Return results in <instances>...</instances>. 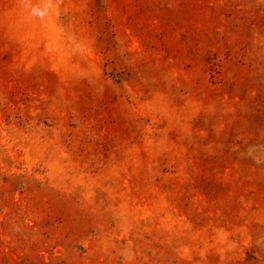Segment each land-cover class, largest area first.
Segmentation results:
<instances>
[{
	"label": "rangeland",
	"instance_id": "374dc122",
	"mask_svg": "<svg viewBox=\"0 0 264 264\" xmlns=\"http://www.w3.org/2000/svg\"><path fill=\"white\" fill-rule=\"evenodd\" d=\"M0 264H264V0H0Z\"/></svg>",
	"mask_w": 264,
	"mask_h": 264
}]
</instances>
